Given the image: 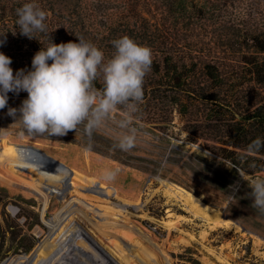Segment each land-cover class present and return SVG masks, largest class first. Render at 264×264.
I'll use <instances>...</instances> for the list:
<instances>
[{"label": "rangeland", "instance_id": "rangeland-1", "mask_svg": "<svg viewBox=\"0 0 264 264\" xmlns=\"http://www.w3.org/2000/svg\"><path fill=\"white\" fill-rule=\"evenodd\" d=\"M29 2L0 0V34L4 33L0 40L5 41L0 52L11 58L14 74L31 70L38 52L31 49L38 42L22 35L16 23L17 9ZM35 3L46 12V29H55L51 33L60 43H78L77 37L91 42L90 31L96 27L100 33L93 44L102 49L127 35L155 52L165 49L153 34L155 27L166 22L183 37L175 43L176 58L188 49L198 58L212 57L222 62L221 77L205 81L196 73L195 83L209 96L197 100L167 87L166 77L161 76L166 69L151 68L144 78L146 97L131 125L136 129L135 146L127 151L118 146L128 131L120 127L122 111L91 136L84 125L63 136L29 134L19 111L15 117L9 115L10 108L19 110L28 94L9 92L7 105L0 109V264L11 255L32 252L69 205L72 209L83 204L78 193L61 184L66 177L60 180V173H65L66 166L95 179V186L107 182L117 188V195L101 190L99 199L113 205L111 220L127 223L139 238L163 253V264H264V213L252 206L250 195L251 182L264 177V169L248 172L225 157L230 154L252 166L248 161L257 154L248 151L252 134L245 132L252 128L251 115L262 103L255 104L249 96L264 91V80L258 84L253 79L249 62L264 59V50L255 46H264V0ZM46 31L33 36L48 43L51 38ZM85 155L90 157L87 162ZM105 169L118 170L114 180L103 178ZM94 213L102 221L106 218V212ZM68 218L71 223L65 227L75 225L72 240L79 244L74 250L87 257L85 263L97 264L101 259L117 264L95 246L84 230L88 225L84 220ZM40 228L44 235L37 237Z\"/></svg>", "mask_w": 264, "mask_h": 264}, {"label": "clouds", "instance_id": "clouds-1", "mask_svg": "<svg viewBox=\"0 0 264 264\" xmlns=\"http://www.w3.org/2000/svg\"><path fill=\"white\" fill-rule=\"evenodd\" d=\"M19 31L29 39L34 32L46 31L47 14L32 2L17 9ZM0 34V36H3ZM77 42L56 44L38 51L31 70L13 72L12 60L0 52V109L8 102V93L26 91L28 96L19 110L9 109V115L20 113V121L29 134L63 136L84 125L87 135L100 127L118 110L123 118L120 127L128 131L119 140V148L135 146L136 129L131 127L144 97V78L151 70L153 52L125 35L113 41L114 55L105 62L97 46L83 37ZM5 41L0 40V45ZM51 61V63H49ZM102 79L103 87L96 81ZM264 148V139L257 137L248 146L249 152ZM118 170H105L103 178L112 181ZM252 206L264 213V177L251 182Z\"/></svg>", "mask_w": 264, "mask_h": 264}, {"label": "bare ground", "instance_id": "bare-ground-1", "mask_svg": "<svg viewBox=\"0 0 264 264\" xmlns=\"http://www.w3.org/2000/svg\"><path fill=\"white\" fill-rule=\"evenodd\" d=\"M83 158L86 162L90 159L88 155H85ZM63 170L65 173H60V180L64 179V176L66 178L61 184L66 186L67 191L70 190L78 193V195L82 198L83 204L79 202L77 203L78 205H74L72 209L70 208L71 205H69V209H67V212L62 215L60 221L50 227L48 230L49 232L43 236L42 241L32 252H20L19 254L11 255L5 258L1 264H87L84 262L88 260L87 257L80 250H74V248L79 244L72 240L73 231H75L76 228L74 224H71L70 228L65 227L71 223H69V218L65 220V217H70L72 219L76 218L78 221L84 220V222L88 224L84 226V230L88 233L95 246H97L99 250H102V252L106 255L105 257L109 256L110 258H114L117 264H163V253L158 252L149 246L147 242L139 238L127 223H115L111 220L113 219V205L109 206L99 199L101 198V190L106 191L111 195H117V188L107 185V182L105 184L100 182L99 186H95V179L92 180V178L85 176V173L82 174L73 167L66 166ZM178 197L180 198V196ZM124 204L129 205L127 202ZM95 209L101 211L102 214L103 212H106V214L103 215L106 216L104 221L98 218L101 217V215L94 213L96 211ZM212 216L214 215L212 214ZM65 221H67V223L64 224ZM217 221H215V223ZM220 221L218 222L220 223ZM228 226L230 227V225ZM234 228L237 229L238 226L237 228ZM43 231L41 228L37 230L35 233L36 236L41 237V235H44ZM88 235L86 234V236ZM216 256L218 255L216 254ZM219 258L222 259L221 254L219 255ZM96 263L105 264V262L101 259L96 260ZM220 264L226 263L221 262Z\"/></svg>", "mask_w": 264, "mask_h": 264}, {"label": "trees", "instance_id": "trees-1", "mask_svg": "<svg viewBox=\"0 0 264 264\" xmlns=\"http://www.w3.org/2000/svg\"><path fill=\"white\" fill-rule=\"evenodd\" d=\"M49 17V15H48ZM51 19V18H50ZM167 18H165V21ZM49 19H47V22ZM46 24V22H45ZM165 26V27H164ZM163 27H155L156 31L153 33L156 38L159 40V42L165 47V49H158L157 51L153 52V63L151 65V68H154L155 70H165L164 78L166 81L167 87L170 89H176L179 91H183V94H186L189 98H194L197 100H204L207 93H205L204 90H201L200 84L195 83L197 76L196 73H199L202 78H204L205 81L208 80H218L221 77V68L220 65L222 64L221 61H217L216 59H213L212 57L207 59L206 57L198 58L195 56L196 53H191L188 51H184L183 55H181L180 59H177L176 57L178 55L176 42L179 40H183V37L181 35L177 34L174 31L170 30V26L164 23ZM95 29H92L90 31L91 37V43L93 44V40L95 39V36L100 33V31L97 30L96 27H93ZM163 28V29H162ZM47 34L51 38V40L48 41V43L45 40H42L40 38H32V40L37 41L38 43L35 45V47H32L31 49L40 51L42 48H47L51 42H58L55 41V36L52 35L51 32L55 33V29L48 28L46 29ZM69 31V30H68ZM100 41V40H99ZM97 41V42H99ZM46 42V43H41ZM101 42V41H100ZM41 43V44H40ZM96 46V45H95ZM259 50H264L263 45H255ZM98 47V46H97ZM101 51H103L105 56V62L109 58H111L115 53V48L113 45L107 44L106 49H102L98 47ZM160 50V51H159ZM111 52V54L109 53ZM160 52L161 55L158 54ZM202 52V51H201ZM247 61V60H245ZM156 62L158 64H156ZM248 62V61H247ZM253 64L252 69L250 70L255 77L253 78L258 84L263 83L264 80V59L257 60L254 59L252 61H249ZM158 68V69H157ZM164 83V82H163ZM96 85L98 88L103 87V81L102 79L96 81ZM178 93V92H177ZM180 95H182V92H179ZM254 94H250V101L256 102L255 104H258L260 102L261 105L257 107L256 113L251 115L252 123L250 124L252 128L245 133H251L252 136L250 138V143H252L253 140H255L257 137L264 139V91H256ZM146 95L144 94L145 98ZM213 98H211L212 100ZM255 126V128H253ZM257 129V130H256ZM245 136L243 137V139ZM238 142H241L240 138H237L234 143L236 146H238ZM225 146H228L229 141H225ZM254 156H252L249 159V163L253 164L252 166L241 164L238 159L235 157H230V154H225V157L230 159L231 162H233L238 167L248 171L252 172L259 169H264V148H262L259 152H256ZM249 166V167H248Z\"/></svg>", "mask_w": 264, "mask_h": 264}]
</instances>
